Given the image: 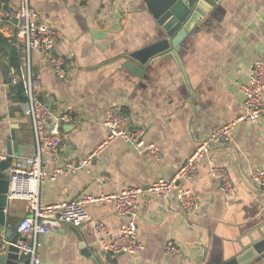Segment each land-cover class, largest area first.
Listing matches in <instances>:
<instances>
[{"label": "crops", "instance_id": "obj_1", "mask_svg": "<svg viewBox=\"0 0 264 264\" xmlns=\"http://www.w3.org/2000/svg\"><path fill=\"white\" fill-rule=\"evenodd\" d=\"M15 3L0 0L6 10ZM30 4L57 32L54 53L66 60L67 75L57 78L38 52H27L11 26L0 25V152L8 156V148L17 144V157L36 153L26 98L19 86L9 84L20 72L37 79V94L52 111L74 118L61 126L59 153L41 156L45 167L54 169L65 159L82 160L97 151L89 166L41 184V204L68 202L82 194L145 189L157 180H169L199 142L220 126L236 122L228 142L209 148L195 180L178 184L198 197L197 210H183L176 191L166 197L140 196L136 234L143 248L137 256L111 254L98 245L96 223L106 226L110 241L127 221L114 204L101 202L86 207L89 220L79 228L84 250L71 226L62 225L40 238L42 263L215 264L234 257L240 243H248L264 222V188L250 180L252 170H264V117L237 122L245 110L240 87L252 64L264 58V0H223L213 16L189 27L178 55L153 58L142 77L123 64L126 57L149 52L163 38L146 0H30ZM112 106H120L130 125L145 131L146 144L161 148L159 160L137 153L123 140L98 149L107 136L104 121ZM12 130L14 142L9 139ZM208 158L229 172L232 199H225L210 176ZM8 201L7 227L29 215L26 202L9 197ZM169 241L179 248L178 255H163ZM25 260L19 256L18 264ZM244 264H264V252Z\"/></svg>", "mask_w": 264, "mask_h": 264}, {"label": "built area", "instance_id": "obj_2", "mask_svg": "<svg viewBox=\"0 0 264 264\" xmlns=\"http://www.w3.org/2000/svg\"><path fill=\"white\" fill-rule=\"evenodd\" d=\"M0 25L11 26L14 35L23 41L27 52H38L41 62L49 67L59 79H65L66 60L54 53L57 42V32L50 27L31 6L30 0H16L11 10L0 5ZM10 85L19 86L26 98V114L35 136L36 153L33 157H16L10 169L8 197L26 202L29 215L18 225L16 232L23 240L14 246L19 256L28 260V264H43L40 256V238L49 235L62 225L82 226L89 220L87 205L101 202L114 204L118 215L126 218L119 228L118 236L107 240L109 231L99 222L94 225V234L102 250L111 254H128L137 256L142 250V244L137 239L136 218L139 198L143 193L166 197L176 191L180 206L185 211L198 209V197L190 190L179 187L180 181L193 182L198 174L201 162L207 157L209 148L214 144L228 142L236 122L224 124L217 128L205 140L199 142L190 156L181 164L169 180H157L147 188H129L118 194L90 195L82 194L68 202L45 205L39 201V187L46 181L58 176H65L83 169L93 161L97 151L82 160L68 158L63 165L47 169L41 159L44 153L57 155L62 146L61 126L70 123L74 118L67 113H55L37 94L39 82L30 75L12 77ZM244 114L238 121H253L264 117V58L255 61L249 69L248 80L241 85ZM104 125L107 136L98 149L116 140L127 142L137 153L145 154L154 160H159L162 150L159 146L145 143V131L130 125L128 116L120 106H112L106 112ZM0 152V161L7 159ZM209 174L219 183V189L225 199L230 200L235 195L231 177L226 168L213 164L207 159ZM107 180V177L104 178ZM250 180L260 188H264V170L254 169ZM10 243L0 234V253L6 252ZM179 254V248L172 242H167L163 255L171 257Z\"/></svg>", "mask_w": 264, "mask_h": 264}, {"label": "water", "instance_id": "obj_3", "mask_svg": "<svg viewBox=\"0 0 264 264\" xmlns=\"http://www.w3.org/2000/svg\"><path fill=\"white\" fill-rule=\"evenodd\" d=\"M223 0H146L147 9L157 19L163 31V38L156 42L149 52H140L126 57L123 67L135 75L142 77L148 70L150 61L159 56L167 54L178 55L181 42L190 33L189 27L196 26L207 16H213L220 7ZM148 51V50H147ZM15 141V133L12 130L9 136ZM7 159L0 161V234H3L10 245L6 253L0 255V264H18L19 251L14 246L23 240L16 232L23 218L14 226H6L4 208L8 205L10 169L13 159L18 156L17 144L7 150ZM80 227L71 226L70 230L75 234L84 250L83 238L79 232ZM250 235V241L246 244L240 243V251L235 252L234 257L228 260H220L215 264H244L257 255L264 252V222ZM28 260L24 264H28Z\"/></svg>", "mask_w": 264, "mask_h": 264}, {"label": "trees", "instance_id": "obj_4", "mask_svg": "<svg viewBox=\"0 0 264 264\" xmlns=\"http://www.w3.org/2000/svg\"><path fill=\"white\" fill-rule=\"evenodd\" d=\"M14 59H15V57H14ZM22 91V90H21ZM21 94V93H20ZM23 100H24V98H23Z\"/></svg>", "mask_w": 264, "mask_h": 264}]
</instances>
